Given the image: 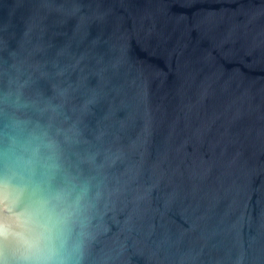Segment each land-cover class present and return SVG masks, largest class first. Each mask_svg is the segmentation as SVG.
Here are the masks:
<instances>
[{"label":"water","instance_id":"obj_1","mask_svg":"<svg viewBox=\"0 0 264 264\" xmlns=\"http://www.w3.org/2000/svg\"><path fill=\"white\" fill-rule=\"evenodd\" d=\"M0 264H264V0H0Z\"/></svg>","mask_w":264,"mask_h":264}]
</instances>
